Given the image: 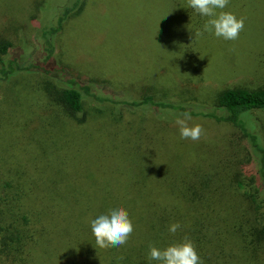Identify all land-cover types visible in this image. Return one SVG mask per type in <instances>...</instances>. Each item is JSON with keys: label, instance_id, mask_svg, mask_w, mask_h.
<instances>
[{"label": "rangeland", "instance_id": "374dc122", "mask_svg": "<svg viewBox=\"0 0 264 264\" xmlns=\"http://www.w3.org/2000/svg\"><path fill=\"white\" fill-rule=\"evenodd\" d=\"M183 1L82 0L84 10L67 18L53 39L54 58L58 65L85 78L82 87L87 85L92 94L107 98L103 103L87 100L90 115L84 124L62 119V112L61 117L50 113L55 106L48 88L54 89L56 78L22 72L9 79L0 75V172L17 165L31 166V153L43 157L54 148L62 155L73 151L81 162L75 176L83 178L88 168L99 173L105 148L109 158L105 165L113 179L91 182L90 195L96 203L101 202L97 197L102 186H112L113 201L124 205L162 202L156 191L148 196L138 189L160 184L165 191L163 175L172 189L197 165L202 175L215 178L218 164L226 163L230 178L241 172L244 184L251 183L257 169L249 161V144L239 128L192 119L188 123L200 125L202 135L196 141L182 139L178 125L166 119L163 111L144 107L135 116L113 104V94L122 93L123 97L133 96L126 98L133 101L151 95L208 106L220 89L264 83V0H229L224 11L244 21L235 41L203 32L195 18L192 21L183 15ZM72 2L0 0V39L15 47L7 62L33 63L34 55L39 57L45 48L43 32L58 24L62 10ZM254 118L256 128L250 132L260 136L264 147V111L256 112ZM219 178L229 190L225 176L212 178L213 183L220 185ZM136 180L139 185L134 186ZM258 264H264V257Z\"/></svg>", "mask_w": 264, "mask_h": 264}, {"label": "trees", "instance_id": "16d2710c", "mask_svg": "<svg viewBox=\"0 0 264 264\" xmlns=\"http://www.w3.org/2000/svg\"><path fill=\"white\" fill-rule=\"evenodd\" d=\"M72 1L62 10L58 24L43 32L44 51L39 57L34 55L35 61L28 66L12 59L7 62L15 47L11 41L0 39V75L9 79L22 72L56 78L54 89L48 88L49 99L55 106L50 113L61 117L62 112V119L67 117L84 124L90 115L86 110L87 100L103 103L107 98L104 95L100 97L102 95H97V92L92 94L87 85L82 87L80 82L85 78L68 66L58 65L54 58L53 39L61 32L67 18L80 13V10L82 12L86 6L82 0ZM184 4L186 7L182 13L185 18L192 21L195 18L202 29L206 20L188 6V0L183 1L181 6ZM132 97L130 94L123 97L122 93H115L113 104L115 108L135 116L138 109L144 107L163 111L164 117L174 125H177V117L182 118L181 114L187 111L192 119L213 120L239 128L249 144L248 157L257 169L256 178L249 184L241 180V172L234 173L230 178L226 163L223 166L218 164L215 178L204 176L201 166L197 165L189 168L172 189H169L164 175L165 191L160 184L138 189L139 193L156 191L162 202L124 205L121 204L123 202L113 201L112 186H102L98 187L99 191L103 190L97 197L101 202L96 203L90 195L91 182L113 179L109 176V167L105 165V161L109 160L105 148L99 173L95 174L88 168L83 178L77 173L75 176L76 165L78 167L81 162L73 151L68 152L69 149L62 155L50 148L47 153L44 152L45 158L38 152L31 153V166L5 168L2 164L7 171L0 172V261L8 264H148L150 246L163 248L184 239L194 243L202 264H258L262 260L264 147L261 146L260 136L250 131L256 128L254 114L264 111V83L257 87L220 89L212 105L208 106L157 99L151 95H142L138 101L126 99ZM80 116H83L81 120ZM251 124L255 127L252 128ZM219 175L228 179L229 190L222 187L221 177L216 180L221 182L220 185L213 183L212 178L217 179ZM193 179L196 181L192 182ZM133 185H139V182L136 180ZM152 193L148 196H154ZM113 205L127 208L135 230L126 245L99 248L91 232L90 220ZM173 223L180 225L175 234L168 231Z\"/></svg>", "mask_w": 264, "mask_h": 264}, {"label": "clouds", "instance_id": "9594fccd", "mask_svg": "<svg viewBox=\"0 0 264 264\" xmlns=\"http://www.w3.org/2000/svg\"><path fill=\"white\" fill-rule=\"evenodd\" d=\"M229 0H188V6L201 17L208 18L203 25V32L210 33L225 41H235L244 29V21L234 13L224 11ZM197 36L202 32H197ZM176 124L182 139L199 140L202 135L200 125H190V112L181 114ZM90 227L95 244L99 248L126 245L135 226L124 205H113L95 215L90 220ZM180 228L178 223L169 225L168 231L175 234ZM202 264L194 243L189 239L168 244L166 247L150 246L148 264Z\"/></svg>", "mask_w": 264, "mask_h": 264}]
</instances>
